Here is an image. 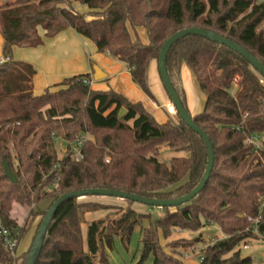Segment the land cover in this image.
I'll return each instance as SVG.
<instances>
[{
  "label": "trees",
  "instance_id": "1",
  "mask_svg": "<svg viewBox=\"0 0 264 264\" xmlns=\"http://www.w3.org/2000/svg\"><path fill=\"white\" fill-rule=\"evenodd\" d=\"M74 3L85 10H77ZM263 21L264 0H16L1 4L0 223L15 240L14 252L29 230L14 216L15 206H27L31 214L43 200L52 203L65 192L86 188L173 199L198 184L207 163L202 139L177 113L175 119L158 123L140 102L113 90L92 89L89 73L66 77L53 89L34 94L36 69L13 58L15 47H37L43 37L74 28L98 52L125 63L133 83L153 98L148 66L152 60L157 62L169 36L190 27L209 29L264 63ZM139 27L145 30L147 43L141 41ZM183 63L205 95L202 110L195 115L188 110L181 83ZM166 68L184 108L213 146L214 164L205 187L174 211L159 208L163 212L157 217L128 205L117 218L90 221L85 236L84 214L110 207L70 198L57 208L36 264H95L99 253L100 264H107L105 240L118 236L127 248L134 227L144 219L148 226L142 229L138 264L150 255L151 264H184L177 247L188 246L187 241L169 242L168 253L160 235L167 239L176 229L197 230L208 223L216 224L224 236L203 250L199 264H250L239 247L247 239L264 236V139L258 148L246 139L264 133V77L238 53L197 35L172 45ZM121 109L124 114L119 117ZM84 134L82 159L71 157L69 144L59 155L55 138L72 141ZM161 146L186 156L160 161ZM3 157L16 176L15 183L4 175ZM46 211L36 213L43 219ZM14 261L0 236V264Z\"/></svg>",
  "mask_w": 264,
  "mask_h": 264
},
{
  "label": "crops",
  "instance_id": "2",
  "mask_svg": "<svg viewBox=\"0 0 264 264\" xmlns=\"http://www.w3.org/2000/svg\"><path fill=\"white\" fill-rule=\"evenodd\" d=\"M13 1L16 0H0V5ZM77 5H74L75 8L85 10V7L78 3ZM39 33L43 36L44 31L39 29ZM137 33L143 43L148 42L147 40L143 41V35L146 36V39L147 35L142 27L137 28ZM1 49L0 30V58H2ZM86 54H89V57L94 61L85 58ZM13 58L34 65L36 69V74L32 79L34 94H38L37 91L41 93L45 88H52L53 85L66 77L89 73L92 89L113 90L131 102H140L158 123H164L168 118L175 119V112H171L173 111L171 102L159 77L156 60L150 62L147 70V83L152 98L133 83L129 68L125 63L118 61L106 52H98L95 44L74 28H67L51 38L43 37V44L37 47H15ZM95 64L105 73V77L99 81L93 80ZM180 78L188 110L192 115H195L202 110L205 95L199 89L191 70L185 63L180 67ZM234 90L235 87L232 92Z\"/></svg>",
  "mask_w": 264,
  "mask_h": 264
},
{
  "label": "rangeland",
  "instance_id": "3",
  "mask_svg": "<svg viewBox=\"0 0 264 264\" xmlns=\"http://www.w3.org/2000/svg\"><path fill=\"white\" fill-rule=\"evenodd\" d=\"M257 2L263 0H256ZM74 5L78 6L77 3ZM80 6V5H79ZM83 7V6H82ZM79 10V8H76ZM80 11H84V9H80ZM260 29L264 32V21L260 26ZM131 31V29L129 28ZM142 30V29H141ZM146 36L143 35V41L146 42ZM88 60L94 61L89 57V54H86ZM98 66L97 64H95ZM36 92V91H35ZM36 93H40L37 91ZM171 106V105H170ZM171 112H175L174 109ZM259 142L261 144V140L264 139V133L260 134ZM55 148L58 151L59 155H63L66 150L67 141L63 138H55L54 139ZM160 154L158 155V159L160 161H166L171 157H182L186 156L184 152H175L169 150L165 146H161ZM78 202H97L106 206H109L108 209H100L95 211L86 212L84 214V222L81 225V230L83 236H85L87 224L96 219L100 218H117L122 214L124 209L129 205L138 213L150 214L152 217L159 216L163 211L156 207L146 206L141 203H128L126 200L115 197H107V196H84L80 197ZM51 204L50 199L43 200L37 206L34 207L31 214L29 213L31 208L19 207L15 206L13 209V214L16 216L21 224H25V226L29 227L28 232L23 236L21 242L19 243L16 252L14 253L15 261L13 264H24L27 253L30 249V246L33 242L34 236L36 234L39 223L42 219V215H38L37 213L40 210H47ZM174 208H170L169 211H174ZM37 212V213H36ZM148 226V220L144 219L140 225H136L133 229L131 239L127 248H125L120 241L118 236H114L111 239V249L107 248L104 244V252L103 255L107 260V264H138L140 260V249H141V238H142V229ZM256 233V231H255ZM223 234L220 232L219 228L214 223H208L197 230H182L176 229L172 234L164 239L160 235L159 241L161 246L166 252H171L172 248L168 245L169 242L180 240L181 238L186 240L188 246H178L177 250L179 252L178 258L184 264H199L200 257L202 255L203 250L214 241L222 239ZM182 242V241H181ZM243 245H246L244 248ZM240 252L242 256L250 258V264H264V236L250 238L247 239L244 243L240 244ZM84 249L86 250V245L84 243ZM103 258L99 253L97 255V259L95 260V264H100V259ZM152 263V255L148 256L143 264H151Z\"/></svg>",
  "mask_w": 264,
  "mask_h": 264
},
{
  "label": "water",
  "instance_id": "4",
  "mask_svg": "<svg viewBox=\"0 0 264 264\" xmlns=\"http://www.w3.org/2000/svg\"><path fill=\"white\" fill-rule=\"evenodd\" d=\"M188 35H197L203 38H206L210 41L216 42L218 44L224 45L227 48L233 50L234 52L238 53L242 56L247 63L251 65V67L256 70L262 77H264V63L260 61L257 57L251 54L248 50H246L243 46L238 44L237 42L233 41L232 39L218 34L214 31L209 29L199 28V27H190L179 30L169 36L161 45L159 49V54L157 58V69L159 73V77L163 88L165 89L169 100L174 108L175 113L179 116V118L183 121V123L188 126L192 131H194L203 141L206 150H207V163L204 170V173L198 182V184L190 190L187 194L173 198V199H155V198H148L145 196H140L128 192H124L121 190H111V189H104V188H86L80 190H73L69 192H65L61 194L58 198H56L49 208L47 209L39 228L35 234L33 242L30 246L29 252L26 257V261L24 264H36V261L39 257L42 243L46 234V231L49 227L51 220L57 210V208L65 201L70 198H80L84 196H107V197H115L121 198L124 200H130L132 202L141 203L146 206L156 207V208H175L178 207L186 202H189L193 199L199 192L205 187L210 173L213 168L214 164V150L212 143L207 136V134L199 128L192 120L191 116L184 108L179 95L175 91L170 77L167 72L166 68V57L167 53L172 47L174 43H176L181 38L188 36ZM93 72V80L99 81L105 77V73L98 67L94 66ZM124 114V109L120 110L119 117ZM2 169L6 178L9 179L11 183H15L17 181L16 176L12 172L8 161L5 157L2 159ZM105 245L107 248L111 249V239L107 238L105 240Z\"/></svg>",
  "mask_w": 264,
  "mask_h": 264
},
{
  "label": "built area",
  "instance_id": "5",
  "mask_svg": "<svg viewBox=\"0 0 264 264\" xmlns=\"http://www.w3.org/2000/svg\"><path fill=\"white\" fill-rule=\"evenodd\" d=\"M3 60H4L3 58H0V62H2ZM86 138H87V134H84L82 136L75 137L72 141H67V144L71 146V157L76 161L82 159L83 157L81 153V144ZM259 139H260L259 136L254 135L248 137L246 139V142L249 144H253L255 147L258 148L261 145ZM105 161H108V159L106 158ZM0 236L4 238L7 248L10 250L11 254L14 255L15 240L10 237L9 231L5 229L1 223H0ZM243 246L244 248H246V245Z\"/></svg>",
  "mask_w": 264,
  "mask_h": 264
},
{
  "label": "bare ground",
  "instance_id": "6",
  "mask_svg": "<svg viewBox=\"0 0 264 264\" xmlns=\"http://www.w3.org/2000/svg\"><path fill=\"white\" fill-rule=\"evenodd\" d=\"M171 105H172V104H171ZM171 108L174 109L173 106H171Z\"/></svg>",
  "mask_w": 264,
  "mask_h": 264
}]
</instances>
